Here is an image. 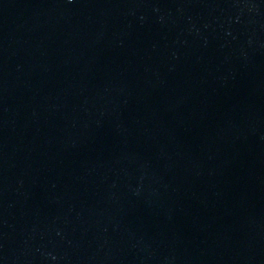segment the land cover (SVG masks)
I'll list each match as a JSON object with an SVG mask.
<instances>
[{
  "label": "water",
  "instance_id": "95a60500",
  "mask_svg": "<svg viewBox=\"0 0 264 264\" xmlns=\"http://www.w3.org/2000/svg\"><path fill=\"white\" fill-rule=\"evenodd\" d=\"M0 264H264V0H0Z\"/></svg>",
  "mask_w": 264,
  "mask_h": 264
}]
</instances>
